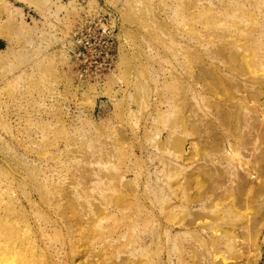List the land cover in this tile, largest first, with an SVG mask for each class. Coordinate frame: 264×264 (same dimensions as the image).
Instances as JSON below:
<instances>
[{
	"label": "rangeland",
	"instance_id": "rangeland-1",
	"mask_svg": "<svg viewBox=\"0 0 264 264\" xmlns=\"http://www.w3.org/2000/svg\"><path fill=\"white\" fill-rule=\"evenodd\" d=\"M0 43V264H264V0H0Z\"/></svg>",
	"mask_w": 264,
	"mask_h": 264
},
{
	"label": "built area",
	"instance_id": "built-area-1",
	"mask_svg": "<svg viewBox=\"0 0 264 264\" xmlns=\"http://www.w3.org/2000/svg\"><path fill=\"white\" fill-rule=\"evenodd\" d=\"M76 35L73 54L84 72L100 75L112 66L116 47L109 41L113 35L110 28L96 23Z\"/></svg>",
	"mask_w": 264,
	"mask_h": 264
},
{
	"label": "water",
	"instance_id": "water-1",
	"mask_svg": "<svg viewBox=\"0 0 264 264\" xmlns=\"http://www.w3.org/2000/svg\"><path fill=\"white\" fill-rule=\"evenodd\" d=\"M3 46H4L3 43H0V48L3 47Z\"/></svg>",
	"mask_w": 264,
	"mask_h": 264
},
{
	"label": "bare ground",
	"instance_id": "bare-ground-1",
	"mask_svg": "<svg viewBox=\"0 0 264 264\" xmlns=\"http://www.w3.org/2000/svg\"><path fill=\"white\" fill-rule=\"evenodd\" d=\"M3 235V234H2ZM10 243V241L8 242V244Z\"/></svg>",
	"mask_w": 264,
	"mask_h": 264
}]
</instances>
